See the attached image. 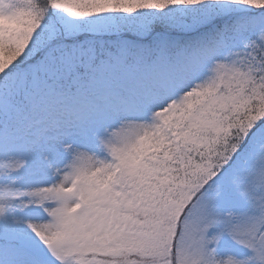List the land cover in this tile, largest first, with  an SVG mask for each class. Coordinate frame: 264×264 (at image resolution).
I'll use <instances>...</instances> for the list:
<instances>
[{
  "label": "snow or ice",
  "instance_id": "obj_1",
  "mask_svg": "<svg viewBox=\"0 0 264 264\" xmlns=\"http://www.w3.org/2000/svg\"><path fill=\"white\" fill-rule=\"evenodd\" d=\"M0 264H264V0H0Z\"/></svg>",
  "mask_w": 264,
  "mask_h": 264
}]
</instances>
